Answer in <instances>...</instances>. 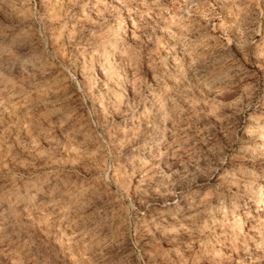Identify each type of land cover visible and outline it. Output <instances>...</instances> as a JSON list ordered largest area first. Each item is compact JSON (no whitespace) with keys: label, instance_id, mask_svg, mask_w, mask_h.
<instances>
[{"label":"rangeland","instance_id":"1","mask_svg":"<svg viewBox=\"0 0 264 264\" xmlns=\"http://www.w3.org/2000/svg\"><path fill=\"white\" fill-rule=\"evenodd\" d=\"M263 143L264 0H0V264H264Z\"/></svg>","mask_w":264,"mask_h":264},{"label":"bare ground","instance_id":"2","mask_svg":"<svg viewBox=\"0 0 264 264\" xmlns=\"http://www.w3.org/2000/svg\"><path fill=\"white\" fill-rule=\"evenodd\" d=\"M127 10H128V8H127ZM131 12H132V11H131ZM129 13H130V12H129ZM128 15H129V14H128ZM126 16H127V15H126ZM126 16H125V17H126ZM132 16H133V15H132ZM125 17H124V18H125ZM130 18H131V17H130ZM126 27H128V26H126ZM126 29H127V28H126ZM129 29H130V28H129ZM125 31H126V30H125ZM123 33H124V32H123ZM123 33H122V34H123ZM128 33H129V32H128ZM123 35H124V34H123ZM114 46H115V45H114ZM114 51H116V50H114ZM263 144H264V143H263ZM263 144H262V145H263ZM153 145H154V144H153ZM156 147H157V146H156ZM160 149H161V148H160ZM156 150H158V149L156 148ZM159 151H160V150H159ZM157 155H158V154H157ZM246 255H247V254H246ZM250 256H251V255H250ZM252 256H253V255H252ZM247 257H248V256H247ZM247 257H246V259H247ZM248 258H249V257H248ZM250 258H251V257H250ZM252 261H253V260H252ZM244 262H245V261H244ZM246 262H247V261H246ZM248 262H249V261H248ZM242 264H243V263H242Z\"/></svg>","mask_w":264,"mask_h":264}]
</instances>
